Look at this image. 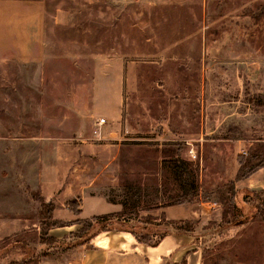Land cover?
Instances as JSON below:
<instances>
[{
	"label": "rangeland",
	"instance_id": "1",
	"mask_svg": "<svg viewBox=\"0 0 264 264\" xmlns=\"http://www.w3.org/2000/svg\"><path fill=\"white\" fill-rule=\"evenodd\" d=\"M174 159L196 176L193 219L159 211ZM241 160L259 167L239 178ZM130 186L137 213L124 216ZM102 198L120 211L42 230V205L50 224L56 210L78 218L83 199L84 215L105 214ZM145 224L151 242L196 245L166 264H264V0H0V264L98 235L118 263V233Z\"/></svg>",
	"mask_w": 264,
	"mask_h": 264
},
{
	"label": "crops",
	"instance_id": "2",
	"mask_svg": "<svg viewBox=\"0 0 264 264\" xmlns=\"http://www.w3.org/2000/svg\"><path fill=\"white\" fill-rule=\"evenodd\" d=\"M122 118L118 116V121L122 124ZM99 125V124H98ZM102 125H99V127ZM101 128V127H100ZM119 135V134H118ZM117 146H120L118 143ZM102 150H109V147H112L110 143H103L100 145ZM94 151L97 148L93 149ZM101 149L97 150L100 151ZM107 162H111V158L105 157ZM45 197L44 195H42ZM49 196V195H48ZM93 197H88L91 199ZM104 198V197H103ZM100 201L105 207H107V212L105 214H97V213H90L89 215H84V206H85V199L82 200V206L80 208V215L78 218H73L70 213L68 216H59L57 214V210L54 214V219L57 222L63 225V227H58L55 231H60L58 233H70L76 227L73 224L74 221L77 219L81 220H90V218L98 217L101 215H108L113 213H118L120 211V205L118 203H113L107 200ZM87 203V202H86ZM171 208H180L181 215L178 217H174L171 215L170 209ZM161 213H163L164 218L166 221H179L183 219H193L194 216H191L192 211H188L187 205H175L163 208ZM160 214H152V217H158ZM159 219V218H158ZM61 231H68V232H61ZM54 229L52 230V233ZM53 235V234H52ZM62 235V236H63ZM57 236H55L56 238ZM103 237L98 235L91 239L87 243H83L82 245H78L64 253H58L56 256L51 257L50 259H46L42 261L40 264H108V258L112 256V254L108 251L107 245L109 242V238L102 239ZM188 237L183 234H168L165 236L157 246L155 247H147L140 244H137L132 237L127 236V234L118 233V255H115V258L118 259V263L114 264H166L167 261L177 262L180 259V255L184 254V249L192 248V254H196L197 247L195 244L187 245L190 246L186 248L183 245L187 243ZM58 239V237L56 238ZM107 240V242H106ZM104 243V244H101ZM199 251V250H198ZM62 260H66V262L62 263Z\"/></svg>",
	"mask_w": 264,
	"mask_h": 264
},
{
	"label": "trees",
	"instance_id": "3",
	"mask_svg": "<svg viewBox=\"0 0 264 264\" xmlns=\"http://www.w3.org/2000/svg\"><path fill=\"white\" fill-rule=\"evenodd\" d=\"M259 159V158H257ZM259 163V162H258ZM169 165V169L171 171L172 177H173V182L176 185L177 192L173 196L172 199L168 202L167 206H175V205H183L188 203L195 195H196V184H195V173L191 168V164L188 162L179 160V159H174L167 163ZM261 165V164H260ZM259 167H252L247 163L246 160H241L240 161V170L238 177L239 178H244L247 175H250L252 172L255 171V169ZM128 204L122 206L121 214H124V216H132L136 215L137 211V203L139 201V192L135 190L133 187H128ZM53 210V205L52 204H44L42 205L41 208V213H40V223H41V228L46 231L48 227L55 228V227H63L59 226V223L55 220H53L50 224L46 221L51 220L50 212ZM72 213L77 215L79 213L78 210H72ZM105 216H98V217H93L94 221H100L103 219ZM157 219V218H156ZM156 219H153L151 216H145V221L146 223H151L156 221ZM162 220L163 217H160ZM92 220V219H91ZM91 221H89V224H86L87 227L91 225ZM148 225L145 224L143 228L140 230L143 231L140 236H137L134 233V226H130V229L126 230L129 232L136 242L140 245H144L147 247H155L158 245V243L166 236V233L162 234L160 236V239L156 242H151L149 239V233L144 232L147 231ZM43 232V231H42ZM43 232V233H44Z\"/></svg>",
	"mask_w": 264,
	"mask_h": 264
},
{
	"label": "built area",
	"instance_id": "4",
	"mask_svg": "<svg viewBox=\"0 0 264 264\" xmlns=\"http://www.w3.org/2000/svg\"><path fill=\"white\" fill-rule=\"evenodd\" d=\"M104 123H105L104 119H100L99 122H98L99 125H103Z\"/></svg>",
	"mask_w": 264,
	"mask_h": 264
}]
</instances>
